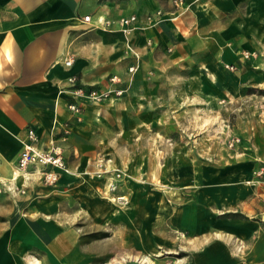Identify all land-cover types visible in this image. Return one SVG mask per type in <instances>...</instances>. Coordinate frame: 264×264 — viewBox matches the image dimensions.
<instances>
[{
	"label": "crops",
	"instance_id": "1",
	"mask_svg": "<svg viewBox=\"0 0 264 264\" xmlns=\"http://www.w3.org/2000/svg\"><path fill=\"white\" fill-rule=\"evenodd\" d=\"M131 16L141 58L132 84L135 58L117 23ZM263 56L264 0H185L181 8L173 0H0V183L15 194L25 188L1 197L11 210L0 264H23L24 251H40L41 264H92L110 253L155 257L151 264L263 263L264 120L221 154L151 134L187 126L188 110L248 98L246 88L264 84ZM72 77L85 90L125 93L95 104L73 95ZM71 103L82 107L80 120ZM29 129L38 150L63 149L70 172L56 170L54 186L41 181L52 167L31 165L13 179ZM115 170L126 177L111 193ZM180 231L187 237L179 240ZM94 232L109 236L83 241ZM177 240L185 256L160 257Z\"/></svg>",
	"mask_w": 264,
	"mask_h": 264
},
{
	"label": "rangeland",
	"instance_id": "2",
	"mask_svg": "<svg viewBox=\"0 0 264 264\" xmlns=\"http://www.w3.org/2000/svg\"><path fill=\"white\" fill-rule=\"evenodd\" d=\"M253 53L257 54L256 52ZM260 72H264V68L261 69ZM246 89V94L248 95V98L246 99L239 100L238 102L234 101L232 104L222 106L221 109L214 112L206 109L202 110L201 108L200 111L195 109L188 110L184 112V117L187 119V123H189L187 126L175 127L172 123H168L166 124L167 126L163 127V129H152L151 134L167 137L173 142L177 141L180 148L183 149L188 150L194 147V150H197L200 153H203L204 150L207 149L212 153H224L225 148H228V142L226 143V147L225 143H223L224 141L230 140L232 137L241 138V140H243L242 136H245L246 134L252 136L250 134L257 131L256 125L264 120V84L258 87H249ZM193 108H195V106ZM191 119L194 121V124L191 123ZM71 133L72 130L69 135H71ZM122 148L123 147H120V150H123ZM129 151L133 152V149L130 148ZM132 162L137 163L138 161L133 160ZM14 176L15 175H13V179ZM15 189H17V187H14L10 183H0V231L5 227L2 223V221L5 220L3 214L6 211L11 210L9 207H5L3 202H1V197L12 195L11 193H13V196L18 195V193H20V195L25 194L24 187L20 186V191H17V194L14 193ZM6 200L7 199H5V201ZM95 233L104 232H94V234ZM90 234H87L84 237ZM106 234L109 236V233ZM84 237L83 241L88 242L100 240H90L85 239ZM177 242L178 247H176L175 252L172 254H165L164 251H161L164 254L160 255V257H165L166 255L170 258L168 260H176L185 256V253L181 252L182 250L180 249L181 246H185V243H182L179 240H177ZM39 252L40 251H24L20 259L23 264H32V258L36 260L41 258ZM102 258H104V260H102ZM102 258L93 260L92 264H125L129 261H136V259L140 257L139 255L135 256L128 254H123L119 257L110 253L108 256ZM154 259L155 257H151V260ZM155 263L158 264V261H155ZM36 264H41V262L38 260Z\"/></svg>",
	"mask_w": 264,
	"mask_h": 264
},
{
	"label": "built area",
	"instance_id": "3",
	"mask_svg": "<svg viewBox=\"0 0 264 264\" xmlns=\"http://www.w3.org/2000/svg\"><path fill=\"white\" fill-rule=\"evenodd\" d=\"M173 5L176 8H181L185 6V0H173ZM162 16V11H158L156 13V17L160 18ZM154 16L150 15L147 17L148 20H152ZM85 22L90 21V16H86L83 19ZM137 21L136 16H131L128 18H122L117 23L120 27V31H122L126 38V46L128 51L134 54L135 58V64L129 67V73L131 75L130 78V84L133 82V77L135 73L138 71L140 67V55L138 52L135 51L134 47L132 46L130 36L133 32V25ZM107 27H110L112 25L111 21H107L105 23ZM151 41H148V44H150ZM245 59H250L251 57H256L255 53L245 52L243 54ZM67 66L72 65V60L66 61ZM225 68L230 71H236L235 66L226 64ZM113 83L119 82V79L117 77H113L111 79ZM69 82L71 83L73 89L72 93L77 98H85L88 99L90 102L98 104L101 102L106 101L108 98L112 96H122L125 93V90L123 89H110L105 91H98V90H85L81 87L77 86L76 78L72 77ZM70 112L75 115L79 120L81 119L82 114V107L77 103H71L69 105ZM71 127L68 124H65L63 126V133L62 138L67 139L70 132ZM39 137L34 129H29L27 132V141L24 143V147L22 151L20 152L18 163H17V171L22 173L27 171L29 166L36 165L40 167H52V170H45L41 172V181L46 186H54L58 183L60 179V174L56 170H60L63 172H70V169L68 168L66 161L64 159V153L63 149L59 145H52L50 149L46 151L38 150L36 148V143H38ZM240 143V139L237 137H232L228 141V147L230 149H233L236 144ZM100 171L97 175L101 176L108 172L106 166L104 165V161H100L99 163ZM264 171L262 170L260 172V175H263ZM126 177V174L121 170H115L113 171L112 175V181L110 182L108 186L109 192H114L117 189V180ZM124 200V199H123ZM177 237L179 240H182L186 237L185 233L180 231L177 232ZM239 248H243V245H240Z\"/></svg>",
	"mask_w": 264,
	"mask_h": 264
},
{
	"label": "bare ground",
	"instance_id": "4",
	"mask_svg": "<svg viewBox=\"0 0 264 264\" xmlns=\"http://www.w3.org/2000/svg\"><path fill=\"white\" fill-rule=\"evenodd\" d=\"M17 173H15L14 175V179L19 175L18 173H20V172H18V171H16ZM26 178V177H25ZM151 258V257H150ZM36 262H37V260L36 259H34V258H32L31 259V263L32 264H36ZM142 263L143 264H151V260L149 259V257H147V256H144L143 257V259H142ZM153 263V262H152ZM112 264V263H111ZM116 264V263H115Z\"/></svg>",
	"mask_w": 264,
	"mask_h": 264
},
{
	"label": "trees",
	"instance_id": "5",
	"mask_svg": "<svg viewBox=\"0 0 264 264\" xmlns=\"http://www.w3.org/2000/svg\"><path fill=\"white\" fill-rule=\"evenodd\" d=\"M107 236H108V234H106V233H95V234L93 233V234H90L84 238L91 240V239H102V238H105Z\"/></svg>",
	"mask_w": 264,
	"mask_h": 264
},
{
	"label": "water",
	"instance_id": "6",
	"mask_svg": "<svg viewBox=\"0 0 264 264\" xmlns=\"http://www.w3.org/2000/svg\"><path fill=\"white\" fill-rule=\"evenodd\" d=\"M125 264H142V263H140L139 261H129V262H127V263H125ZM260 264H264V262L263 263H260Z\"/></svg>",
	"mask_w": 264,
	"mask_h": 264
}]
</instances>
